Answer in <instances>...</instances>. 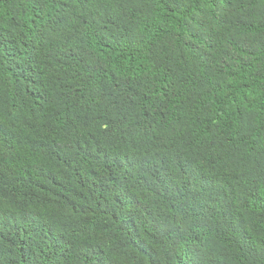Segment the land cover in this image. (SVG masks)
<instances>
[{
  "label": "trees",
  "instance_id": "trees-1",
  "mask_svg": "<svg viewBox=\"0 0 264 264\" xmlns=\"http://www.w3.org/2000/svg\"><path fill=\"white\" fill-rule=\"evenodd\" d=\"M0 264H264V0H0Z\"/></svg>",
  "mask_w": 264,
  "mask_h": 264
}]
</instances>
